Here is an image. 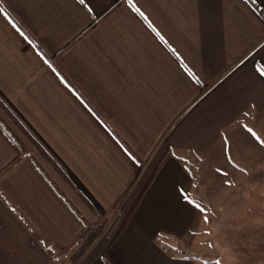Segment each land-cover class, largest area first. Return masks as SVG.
I'll return each mask as SVG.
<instances>
[{
  "label": "crops",
  "instance_id": "obj_1",
  "mask_svg": "<svg viewBox=\"0 0 264 264\" xmlns=\"http://www.w3.org/2000/svg\"><path fill=\"white\" fill-rule=\"evenodd\" d=\"M0 8V185L71 248L0 195V264H213L215 212L264 192V0Z\"/></svg>",
  "mask_w": 264,
  "mask_h": 264
},
{
  "label": "rangeland",
  "instance_id": "obj_2",
  "mask_svg": "<svg viewBox=\"0 0 264 264\" xmlns=\"http://www.w3.org/2000/svg\"><path fill=\"white\" fill-rule=\"evenodd\" d=\"M247 196L249 199L243 202V207L215 212L216 222L208 223L214 248L211 249L209 242L207 256L213 264L217 261L219 264H264V192H250ZM118 221L119 214L114 213L104 224V234Z\"/></svg>",
  "mask_w": 264,
  "mask_h": 264
},
{
  "label": "trees",
  "instance_id": "obj_3",
  "mask_svg": "<svg viewBox=\"0 0 264 264\" xmlns=\"http://www.w3.org/2000/svg\"><path fill=\"white\" fill-rule=\"evenodd\" d=\"M18 161H19V158H16L12 163H10V165H8V167H6V169L14 166ZM0 195L6 201V203L8 204V206L12 210H14L16 212L18 218L26 225V227L28 228V230L32 234L34 240L36 242L40 243L50 253H52V254L55 253V255L57 256L58 254L65 253V251H67V248L69 249V247H67L66 249H63L62 251L56 253L55 250H54V248L52 247V245L50 244V242L46 238V236L34 225L33 221L29 217H27L25 215V213L15 203V201L12 198H10L7 194H5L3 192V189L1 188V185H0ZM117 224L115 226L111 227L110 230L106 231V233L103 235V237L101 238L100 242L98 243V245L100 247H102L103 244L111 237V235L113 234V232L115 231V229L117 227ZM84 236H85V233L80 234V236L77 238V240H81ZM85 239H86L85 246H88L89 243L94 238H87L86 237ZM106 260L108 261L109 264H113L108 257H106Z\"/></svg>",
  "mask_w": 264,
  "mask_h": 264
},
{
  "label": "snow or ice",
  "instance_id": "obj_4",
  "mask_svg": "<svg viewBox=\"0 0 264 264\" xmlns=\"http://www.w3.org/2000/svg\"><path fill=\"white\" fill-rule=\"evenodd\" d=\"M84 0H81V3H83ZM133 7H135V5L133 4ZM137 11H139V9H136ZM4 9L0 8V12H3ZM5 15H7V13H5ZM244 128L247 130L248 133L251 134L252 137L255 138V140H257L259 143L264 144V139H261V137L253 130V128L249 127L247 124L244 125ZM197 207H199V205H197ZM205 219H207V217H205ZM216 264H219V261L216 262Z\"/></svg>",
  "mask_w": 264,
  "mask_h": 264
},
{
  "label": "built area",
  "instance_id": "obj_5",
  "mask_svg": "<svg viewBox=\"0 0 264 264\" xmlns=\"http://www.w3.org/2000/svg\"><path fill=\"white\" fill-rule=\"evenodd\" d=\"M114 213H115V214H116V213L119 214V217H120V209H119V208H116V210H115Z\"/></svg>",
  "mask_w": 264,
  "mask_h": 264
}]
</instances>
